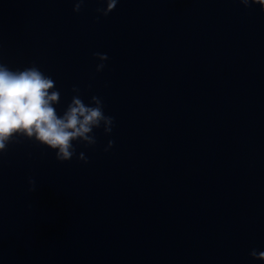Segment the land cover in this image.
Instances as JSON below:
<instances>
[{
    "label": "water",
    "instance_id": "obj_1",
    "mask_svg": "<svg viewBox=\"0 0 264 264\" xmlns=\"http://www.w3.org/2000/svg\"><path fill=\"white\" fill-rule=\"evenodd\" d=\"M99 7L0 0V60L50 75L58 112L76 85L115 119L77 146L87 164L23 138L0 153V264H264L249 255L264 251V11L120 0L97 20Z\"/></svg>",
    "mask_w": 264,
    "mask_h": 264
},
{
    "label": "clouds",
    "instance_id": "obj_2",
    "mask_svg": "<svg viewBox=\"0 0 264 264\" xmlns=\"http://www.w3.org/2000/svg\"><path fill=\"white\" fill-rule=\"evenodd\" d=\"M88 0H72L73 12L79 13ZM106 7L96 9V19L107 17L120 0H98ZM245 9L258 5L264 11V0H236ZM99 63L96 72L105 68L109 57L106 53L95 52ZM70 101L58 112L61 91L56 81L45 74L36 64L13 70L0 60V153L7 151L10 143H18L19 138L33 141L55 153L58 162H68L74 157L87 164L84 152L77 153V146L94 147L98 142L97 130L109 136L113 132L115 119L105 113V103L101 96L91 95L86 103L79 86L71 89ZM115 144L108 140L105 151ZM28 191L36 190V180L29 177ZM249 255L264 261V251L252 249Z\"/></svg>",
    "mask_w": 264,
    "mask_h": 264
}]
</instances>
